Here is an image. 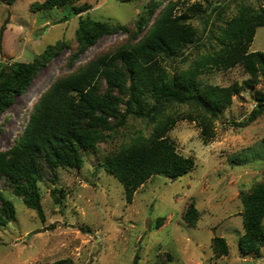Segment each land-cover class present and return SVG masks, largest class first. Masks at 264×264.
<instances>
[{
    "label": "rangeland",
    "instance_id": "rangeland-1",
    "mask_svg": "<svg viewBox=\"0 0 264 264\" xmlns=\"http://www.w3.org/2000/svg\"><path fill=\"white\" fill-rule=\"evenodd\" d=\"M43 1L15 0L12 5L0 1V63L31 62L47 46L58 41L66 42L69 47L39 70L26 90L0 114V152L8 150L22 133L32 105L56 78L72 73L95 55L137 42L158 12L168 2L177 0H154L158 6L148 26L133 40L132 35L125 32L104 35L70 65L67 59L75 49L74 35L79 18L88 16L95 21L126 25L131 30L150 0L126 3L80 0L62 8L31 9L34 3ZM185 1L192 4L197 0ZM208 1L209 11L226 2L230 7L233 4L232 0ZM202 4L205 8V3ZM254 4L264 5V0ZM74 7L82 8V12L74 15ZM180 11L178 8L176 13ZM215 17L218 16L212 14V21ZM203 19L194 17L191 23L205 39L210 34ZM203 49L204 46L198 49L189 46L183 56L187 63L176 58L166 59L161 65L170 75L180 72ZM249 51L264 52V27L256 29ZM248 78L242 68L236 66L212 72L201 78V82L227 87L232 83L242 84ZM262 91V79L252 87H243L240 94L232 98L231 105L211 122L210 137L202 134L197 122L178 121L166 136L179 154L194 159L193 170L177 179L151 177L136 190L130 204L124 200L122 186L104 170L101 162L104 152L118 148L135 133L146 136L151 133V124L132 117L95 151L85 153L79 170L57 169L53 183L47 180L39 184L43 222L11 193L7 182L0 180V194L12 201L16 211L15 219L0 227V264H54L58 261L133 264L134 259L136 264H264V245L260 247V257L242 255L238 249L243 233L241 193L264 180V115L245 127L235 126L249 115L256 105L255 95ZM123 109L124 105L120 104V110ZM172 110L194 115L191 108L184 105ZM53 189H61L63 197L52 193ZM190 204L198 212L194 226H188L182 219ZM158 218L162 221L155 227ZM216 237L224 239L227 255L215 254L213 238Z\"/></svg>",
    "mask_w": 264,
    "mask_h": 264
},
{
    "label": "trees",
    "instance_id": "trees-1",
    "mask_svg": "<svg viewBox=\"0 0 264 264\" xmlns=\"http://www.w3.org/2000/svg\"><path fill=\"white\" fill-rule=\"evenodd\" d=\"M0 1L12 5L15 0ZM78 1L44 0L34 3L31 9L62 8ZM200 1L168 2L141 39L95 55L72 73L56 78L32 105L22 133L8 150L0 152V180L11 186V193L41 222L44 212L39 184L47 180L53 183L57 169L79 170L84 154L95 151L111 134L118 133L128 118L151 124V133L147 136L135 133L118 148L104 152L101 162L104 170L122 186L126 204L131 203L136 190L151 177L177 179L193 170L194 159L179 154L166 136L178 121L197 122L202 134L210 137L211 122L231 105L232 98L243 87H252L260 79L264 84V52L249 51L256 29L264 27V5L254 4L258 0H232L231 7L226 2L209 11V1ZM157 6L156 1L150 0L131 30L126 25L95 21L88 16L79 18L75 49L67 62L72 64L104 35L125 32L133 40L148 26ZM178 8L181 11L177 14ZM81 12L82 8L73 9L74 15ZM214 13L218 17L212 21ZM194 17L205 18L209 37L203 39L200 30L192 25ZM189 46L196 49L204 46V49L186 69L170 75L161 62L181 58L187 63L183 56ZM64 48H69L68 44L58 41L31 62L0 63V114ZM236 66L249 76L242 84L219 87L201 82V78L212 72ZM255 102L249 115L235 126L245 127L264 115V91L255 95ZM120 104L124 105L123 110ZM180 105L191 108L194 115L172 110ZM54 192L60 197L64 195L61 189H53ZM53 199L58 202L56 197ZM0 200V227H5L15 219L16 211L11 200L1 194ZM241 204L243 233L238 240L239 252L260 257V247L264 245V180L241 193ZM197 218L198 212L190 204L182 219L188 226H194ZM161 221L162 218L156 219L155 227ZM213 249L217 256L228 254L223 238H213Z\"/></svg>",
    "mask_w": 264,
    "mask_h": 264
},
{
    "label": "water",
    "instance_id": "water-1",
    "mask_svg": "<svg viewBox=\"0 0 264 264\" xmlns=\"http://www.w3.org/2000/svg\"><path fill=\"white\" fill-rule=\"evenodd\" d=\"M0 35H1V32H0Z\"/></svg>",
    "mask_w": 264,
    "mask_h": 264
}]
</instances>
